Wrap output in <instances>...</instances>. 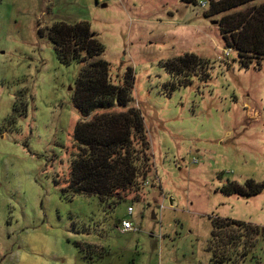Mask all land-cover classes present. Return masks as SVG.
Listing matches in <instances>:
<instances>
[{"label": "rangeland", "instance_id": "1", "mask_svg": "<svg viewBox=\"0 0 264 264\" xmlns=\"http://www.w3.org/2000/svg\"><path fill=\"white\" fill-rule=\"evenodd\" d=\"M204 1L0 0V264H215L213 219L264 227V192H221L264 182V61L244 68L237 53L227 58L223 15L206 17ZM85 21L104 44L111 81L135 76L153 156L152 184L113 208L63 195L84 65L61 64L48 33ZM187 53L211 61V78L172 93L178 80L160 64ZM127 219L137 233L121 232ZM227 264H264V238Z\"/></svg>", "mask_w": 264, "mask_h": 264}, {"label": "trees", "instance_id": "2", "mask_svg": "<svg viewBox=\"0 0 264 264\" xmlns=\"http://www.w3.org/2000/svg\"><path fill=\"white\" fill-rule=\"evenodd\" d=\"M184 1L198 5L197 0ZM204 2L210 8L206 17L223 15L219 31L225 49L237 53L244 68L252 63L260 67L264 61V0ZM48 34L61 64L84 65L73 93V104L82 118L74 130L76 153L63 195L96 196L102 203L117 207L128 195L134 194L136 198L152 174L153 156L145 119L142 110L134 105L135 76L130 74L120 85L111 81L110 64L101 58L105 53L104 44L87 21L73 26L58 22ZM210 62L187 53L160 65L174 81L178 80V84L175 81L170 85L174 93L178 86H191L195 76L207 82L211 78ZM20 106H24L22 115L26 114V104ZM9 122L15 123V117ZM221 192L227 196L253 198L264 192V182L256 184L249 180L244 186L228 182ZM212 224L209 250L215 264L244 261L256 248L258 238H264V227L217 218ZM91 247L94 251L98 249L96 245Z\"/></svg>", "mask_w": 264, "mask_h": 264}, {"label": "built area", "instance_id": "3", "mask_svg": "<svg viewBox=\"0 0 264 264\" xmlns=\"http://www.w3.org/2000/svg\"><path fill=\"white\" fill-rule=\"evenodd\" d=\"M202 4H203V6H204L203 8H205V7L207 8V4H206V2H203ZM230 52L233 53L232 50H228V49L225 50V55H226L227 58H229V57L231 56V53H230ZM149 184H152V183L150 182L149 179H147V180L145 181V183H144V187H145L146 185H149ZM155 184H156L158 187H161V183H160L159 180H156V182L154 183V185H155ZM164 199H165V197H163V201H164ZM128 211H129V212H128V216H132L133 212H135L132 206L129 207ZM121 232H124V233H130V232L137 233V232H138V228L136 227L135 223H133V221H132L131 219H127V220H125V221L123 222V224H122Z\"/></svg>", "mask_w": 264, "mask_h": 264}, {"label": "crops", "instance_id": "4", "mask_svg": "<svg viewBox=\"0 0 264 264\" xmlns=\"http://www.w3.org/2000/svg\"><path fill=\"white\" fill-rule=\"evenodd\" d=\"M131 217H134V212H133V214H132V216ZM136 225V224H135Z\"/></svg>", "mask_w": 264, "mask_h": 264}, {"label": "water", "instance_id": "5", "mask_svg": "<svg viewBox=\"0 0 264 264\" xmlns=\"http://www.w3.org/2000/svg\"><path fill=\"white\" fill-rule=\"evenodd\" d=\"M154 219L156 220V217H154Z\"/></svg>", "mask_w": 264, "mask_h": 264}, {"label": "clouds", "instance_id": "6", "mask_svg": "<svg viewBox=\"0 0 264 264\" xmlns=\"http://www.w3.org/2000/svg\"><path fill=\"white\" fill-rule=\"evenodd\" d=\"M159 188H161V187H159Z\"/></svg>", "mask_w": 264, "mask_h": 264}]
</instances>
